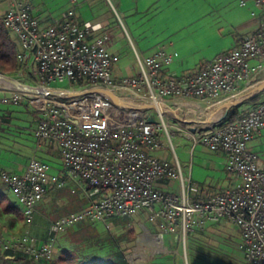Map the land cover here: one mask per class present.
<instances>
[{"label":"built area","instance_id":"1","mask_svg":"<svg viewBox=\"0 0 264 264\" xmlns=\"http://www.w3.org/2000/svg\"><path fill=\"white\" fill-rule=\"evenodd\" d=\"M253 1L263 13L261 28L196 72L160 75L173 56L159 50L140 62L137 75L116 79L112 71L119 57L111 53L104 35L93 36L98 26L80 22L71 9L42 26L28 2L9 0L3 23L19 43L18 72L27 74L33 85H26L29 91L11 89L0 104L35 100L40 91L43 101L32 102L40 113L34 136L59 148L64 175L93 185L98 193L95 198L88 196L81 210L52 220L45 242L27 235L5 243L4 251L22 253L34 262H50L55 239L67 230L80 224H109L115 218L134 216L145 206L158 205L150 218L158 217L161 223L152 235L163 243L165 234H179L183 241L188 230L224 219L239 228L246 264H264V164L248 149L249 141L264 127V96L244 113L203 127L192 136L194 142L213 151L229 153L225 169L238 175L232 188L204 200H191L183 188L178 195L161 193L158 181L178 178L180 171L152 154L161 147L156 101L195 97L209 102L236 91L239 83L258 70L250 61L264 58V0ZM65 82L67 88L55 86ZM97 88L114 94L124 88L152 102L153 108L144 109L143 103L123 96L114 103L99 92H90ZM50 170L48 162L32 158L22 173L0 172L1 183L24 219H32L49 183L64 185Z\"/></svg>","mask_w":264,"mask_h":264},{"label":"crops","instance_id":"2","mask_svg":"<svg viewBox=\"0 0 264 264\" xmlns=\"http://www.w3.org/2000/svg\"><path fill=\"white\" fill-rule=\"evenodd\" d=\"M29 4L32 14L42 26H49L69 9L74 11L80 22L98 26L93 36L104 35L111 53L119 57L112 71L116 79L137 75L140 62L159 50L173 56L160 75L168 73L179 77L194 73L216 55L239 46L245 37L256 33L263 24L262 10L253 0H40L37 4ZM11 35L17 43V50H20L16 36ZM250 64L258 66V70L239 83L236 91L220 95L209 102L195 97H170L160 102L164 114H159V117L163 125L165 116L183 123L182 127L173 124L171 131H159L157 135L161 147L152 151V154L180 171L178 178L158 181L156 187L161 193L178 195L183 188L189 197V187L194 185L197 192L195 200H204L237 183L238 175L225 169L229 157L227 151H213L204 143L194 142V134H179L175 131H199L251 108L259 97L264 96V89L249 99H241L255 88L264 86V58L252 59ZM13 73L2 74L9 77ZM23 75L29 79L27 74ZM10 90L8 86H1L0 98L11 94ZM236 100L241 101L237 105H230ZM34 101L40 102L29 97L17 105L4 103L7 108L3 109L0 104V134L19 140L13 142L0 137V172L22 173L28 161L36 158L51 165V175H64L59 148L34 136L40 116L32 105ZM18 131L26 133L22 135L23 138L18 137ZM29 132L32 136L27 135ZM9 142L14 145H8ZM248 149L257 155L260 164H264V127L249 141ZM70 182H65V186ZM52 188L53 184L49 183L45 197L50 196L54 190ZM8 196L15 202L9 190ZM39 204L35 207L37 212L28 235L35 237L38 243H43L47 240L48 227L43 228L44 220L37 214ZM144 209H149L148 219L151 220L158 205L145 206L140 212ZM151 221L157 230L161 219L157 217ZM138 223L146 227L141 221ZM101 225L98 223L96 227ZM43 231L44 235L40 236L38 233ZM55 249L58 255L60 249Z\"/></svg>","mask_w":264,"mask_h":264},{"label":"rangeland","instance_id":"3","mask_svg":"<svg viewBox=\"0 0 264 264\" xmlns=\"http://www.w3.org/2000/svg\"><path fill=\"white\" fill-rule=\"evenodd\" d=\"M31 4H37L40 0H23ZM44 1V0H43ZM82 2V0H76ZM108 3V1H107ZM109 4V3H108ZM9 7V0H0V14L4 15L5 11ZM130 75L129 73H125ZM124 74V75H125ZM12 79H15L22 85L32 84L26 75L13 73L9 76ZM119 79V78H117ZM8 80L0 79V87L8 86L12 90H16ZM33 85V84H32ZM56 87H68V83H62L55 85ZM116 97L123 96L128 99H134L140 103H143L144 109L153 108L151 105L152 102L145 101V99H140L138 95L125 90L124 88H119L116 91ZM36 99L43 101L41 93H38ZM160 102V101H159ZM11 103V102H10ZM12 104V103H11ZM21 104V103H20ZM14 105V104H12ZM7 108L4 103H1V109ZM3 111V110H1ZM36 112L35 110H33ZM157 122L161 125V131L167 130L171 131L172 125L183 126L182 121L177 119H172L171 117L165 116L163 119L166 122V127L161 122L159 116H155ZM179 134L193 135L198 131H175ZM19 138H23V133L18 131ZM27 135L32 136L29 132ZM0 137H3L9 141L19 142L11 137H6L0 134ZM7 143V142H4ZM8 145H12L11 142ZM14 145V143H13ZM12 145V146H13ZM59 180H64L65 182H70V184L65 186V183L62 187H57L56 184H53V192L47 195L44 200L38 206V216L43 219L42 223L43 228H47L46 239L48 240V229L50 222L57 217H61L70 212H77L81 210L89 200L88 196L95 198L98 191L95 187L90 188V184L85 181H74L58 173ZM73 181V182H72ZM0 189L7 191L5 185L0 181ZM56 192V193H55ZM190 199L195 200L197 196L196 188L194 185L189 187ZM37 203V204H38ZM143 211V210H142ZM37 211H34L32 219L26 220L24 217L21 220H17L15 215L10 214H1L0 213V227L3 229L0 231V252H4L3 246L5 243H11L17 241L21 237H25L31 233L34 222V214ZM149 209H144L141 213L134 216H124L120 218L112 219L109 224L101 225L98 228L95 227L98 237L100 238V244H90L85 243L82 247V253H92L97 254L98 256H104L113 251L121 252L129 264H185L184 257L187 258L188 264H246L244 260L243 250L239 247L240 245V231L237 225L230 221L222 219L216 223H210L204 228L191 229L188 230L184 236L185 243L182 241V237L179 234H165L164 235V245L168 247V251H158V248L154 246H149L147 243L138 244V238L144 233L145 230L154 234L159 230V228H154L151 220L148 219ZM146 213V214H145ZM145 215L144 218H141ZM138 216V217H137ZM138 221H141L146 227L141 226ZM13 225L15 226L14 228ZM42 227V226H41ZM19 229V230H18ZM18 230V231H17ZM70 231H75L74 229L67 230L64 234L59 235L55 239V247L57 251L61 248L72 247L73 244L68 238V233ZM121 231V233L119 232ZM40 236L44 235L38 233ZM77 235L74 236V240H77ZM172 238V239H171ZM184 249L186 254H184ZM56 250V249H55ZM57 252L54 253V258H56ZM51 260V261H53ZM1 263V261H0ZM8 264H14L9 262ZM29 264V263H28Z\"/></svg>","mask_w":264,"mask_h":264},{"label":"trees","instance_id":"4","mask_svg":"<svg viewBox=\"0 0 264 264\" xmlns=\"http://www.w3.org/2000/svg\"><path fill=\"white\" fill-rule=\"evenodd\" d=\"M3 16L4 15L0 14V72L13 73L17 72L19 69V62L17 59L18 46L10 31L4 25ZM230 118L232 117H228V119ZM91 187L94 186L90 185V188ZM0 213H12L17 220L23 218L19 207L14 201L12 202L7 191L2 189H0ZM92 225L80 224L71 228L75 231H70L67 236L73 246L60 249L53 261L34 262L22 253H15L7 250L0 255V264H8L9 262H13L14 264H129L124 255L119 251H113L104 256L82 253V247L86 242L90 244H100L101 242L95 227ZM77 232L79 236H77V240H74L73 237L77 235Z\"/></svg>","mask_w":264,"mask_h":264},{"label":"water","instance_id":"5","mask_svg":"<svg viewBox=\"0 0 264 264\" xmlns=\"http://www.w3.org/2000/svg\"><path fill=\"white\" fill-rule=\"evenodd\" d=\"M0 79L8 80L11 83L10 85L14 86V88L16 90H21V91H29L30 90L29 87H27L26 85H22L18 81H16L15 79L4 76L2 74H0ZM263 89H264V86L257 87L254 90L248 92L243 97V99H241V100L249 99V98L253 97L254 95L258 94ZM90 92H99V93L103 94L104 96L108 97L109 99H111L114 103H117V104L119 103V99L116 97V95L114 93H112L111 91H109L108 89L97 88V89L91 90ZM241 100L233 101V102H231L230 105H237ZM152 120L153 119H151V121ZM220 122H218V123H220Z\"/></svg>","mask_w":264,"mask_h":264},{"label":"bare ground","instance_id":"6","mask_svg":"<svg viewBox=\"0 0 264 264\" xmlns=\"http://www.w3.org/2000/svg\"><path fill=\"white\" fill-rule=\"evenodd\" d=\"M40 91H37V93H39ZM155 106L158 108L159 110V114L163 116V112H162V108H161V104L159 101H156L155 102ZM164 125H165V122H163ZM166 126V125H165ZM147 243L149 244V246H152L153 244L158 248V250H161V251H168L169 249L164 245L163 241L159 238H156L154 235H152L150 232L148 231H144V233L142 235L139 236L138 238V244L140 246V244L142 243ZM183 242L185 243V238L183 236ZM184 254H186V250L184 249ZM184 261H185V264H188L187 263V258L184 257Z\"/></svg>","mask_w":264,"mask_h":264}]
</instances>
